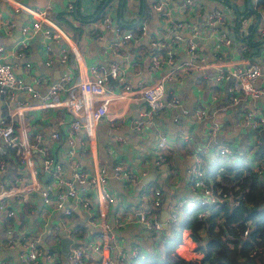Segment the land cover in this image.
<instances>
[{"label":"crops","instance_id":"0c3cea01","mask_svg":"<svg viewBox=\"0 0 264 264\" xmlns=\"http://www.w3.org/2000/svg\"><path fill=\"white\" fill-rule=\"evenodd\" d=\"M20 1L32 7L52 8L49 10L50 18L70 35L80 56V61L76 62L74 54L70 51L67 62L61 63L60 50L67 47L66 43L61 41L52 46V63L49 67L46 66L44 64L45 39L40 32L35 31L29 36V48L25 58L20 57L16 52L17 43L21 38L20 27L27 24L31 18L24 13L12 14L8 4L0 0V46L5 49L4 58L11 61L15 65L16 73L26 82H30L40 94H45L49 85L60 77L68 76L72 80L78 79L79 75L87 77L89 65H96L106 70L112 65H117L121 69V77L108 80L109 86L116 90H121L125 83L132 86L138 83L147 85L164 74L176 75V79L166 84L164 98L166 106L150 124L141 127L134 125L139 115L147 109L144 100H124L109 109L114 116H125L118 126L112 129L107 124L98 125L94 132L95 140L91 144L82 131L76 132L71 137L74 159L84 170H91L90 149L92 147L97 153L99 164L106 171L107 188L114 199V202L105 208L106 220L111 228L109 255L116 260L117 253L121 250L126 256L124 263L128 264L130 263L128 255L132 250L149 252L154 244L152 237L139 221L140 214L149 208L145 203L146 200L141 197V193L146 189H158L161 192V205L157 213L161 219L163 211L168 212L167 220L169 221L171 213H177L179 201L196 197L192 189L191 167L199 162L204 169L211 167L216 169L215 160L220 156L218 148L222 144L234 142L241 148L252 139V131L244 126L239 108L226 107V95L223 92L219 91V98L214 97L216 89L211 79L216 72L213 65L218 63L211 54L209 42H197L192 38L197 42L198 47L194 63L199 67L203 65L208 67L183 74L181 79H178L176 74L178 67L187 63L189 57L183 42L177 45L171 44L170 38L176 34L174 25L169 21L161 20L153 12L152 6L157 0H152L148 7L147 0ZM182 1H171L170 11L174 22L187 21L196 26L204 19L205 9L210 8V11L214 6L227 5L237 16L242 17L243 10L240 7L245 2H240L241 5L237 7L238 0H235V4L227 0H194L203 11L200 17L191 18L182 14L180 10ZM68 5L73 6L72 12H68ZM98 10L100 12H97ZM105 15H109L125 32L138 34L139 26L143 23L146 26V34L138 37V40H123L122 36L104 28L102 20ZM149 17L151 20L157 17L159 24L150 28L145 23V19ZM7 21L15 24L10 31L7 29ZM183 38H190V30L183 32ZM153 40L159 42L158 49L151 46ZM167 51L173 52L171 63L162 71L152 69L151 56L157 52L166 57ZM226 56L227 59L224 60L226 65L235 64L238 57L237 47L229 49ZM27 63L30 65L28 68L25 66ZM190 79L191 87L183 90L184 82ZM173 97L181 100L180 107L168 105V101ZM16 100L36 102L28 96L21 95L17 96ZM3 101L4 98L0 95V117L8 115ZM197 108L207 110L206 119L196 120L194 112ZM245 108L253 109L257 115H264V100L262 103H259V100L249 101ZM13 117L16 120L18 115ZM69 120L70 117L62 109L29 113L27 111L25 112L27 141L32 143L36 136H40L47 154L63 163L71 148L68 144L69 138L63 131ZM211 122L220 123L222 126L216 139V146L214 141L209 142L208 138ZM56 131L61 135L59 140L51 138V134ZM163 140H165L164 146L160 147ZM207 146L211 147L210 154H204L202 151ZM7 154L3 157L5 167L0 170V189L3 190L27 180V173H24V168L19 166L18 158L13 155L10 159L11 155ZM245 155L253 169L257 162L262 160H252L250 150ZM12 162H15V165L10 164ZM35 163L38 176L45 185L56 190V182L45 179L40 173V156L36 155ZM8 166L11 176L6 177L5 171ZM116 166H121L122 170L127 171L134 180L127 181L117 175ZM220 170L217 172L220 173ZM150 171L156 174L155 180L148 185L141 184L142 177ZM63 176L66 180L70 179V171L66 169ZM76 188H78L77 185ZM82 195L90 199L89 208L83 209L78 203L68 199L66 207L71 209L70 216H65L61 210L44 205L37 192L21 197H11L8 200V206L10 205L14 214L9 216L6 211H0V243L9 239L8 231L10 230L14 235H25L38 241L36 246L39 249V255L31 264H68V254L64 255L62 252L60 236V232L65 230L67 236L74 242L70 244L69 251L74 245H79L84 248L91 264H100L97 253L92 249L99 240V209L93 193L87 191ZM117 220L119 223H116ZM76 225L81 230L85 227L87 231L82 230L81 234H76L75 231L72 234ZM201 234L203 235L202 232ZM183 235L185 243L189 245L184 248L189 250L194 242L188 236V231L185 230ZM177 253H181V249H177ZM183 256L192 257L187 252ZM25 257L26 252L20 245L12 247L5 245L0 249V264H25Z\"/></svg>","mask_w":264,"mask_h":264},{"label":"built area","instance_id":"2783aa9c","mask_svg":"<svg viewBox=\"0 0 264 264\" xmlns=\"http://www.w3.org/2000/svg\"><path fill=\"white\" fill-rule=\"evenodd\" d=\"M11 9L12 14L18 15L24 13L31 20L27 24L20 27L21 38L17 43V54L25 58L28 52L29 36L33 32H40L45 39L44 52L46 60L44 64L50 66L52 63V46L64 41L67 47L60 50L59 61L66 63L68 54L71 51L74 54L75 61H80V56L72 43L70 35L65 32L56 22L49 16L50 7L38 8L32 7L20 0H3ZM172 0H157L153 6L155 12L161 20L169 21L174 25L176 34L170 38L172 45L181 42L186 47L189 61L178 67L176 74H187L189 72L205 69L208 66L201 67L194 63L198 54L197 42H209L211 54L216 59L218 65H213L216 70L212 75V83L215 87L214 97L219 98V91L226 95L227 108H239L243 124L252 132L251 143L253 146L260 143L261 132L264 131V115H257L253 109H246L245 105L249 101L264 100V8L257 9L258 0H250V7L257 11V15H249L246 18L239 19L235 12L224 5L223 7L214 6L209 12H205V17L199 25H191L187 21L176 23L171 13ZM217 1V0H216ZM220 1V0H218ZM235 4V0H227ZM246 2L240 7L244 10ZM259 8V7H257ZM68 12L73 11V6H67ZM182 14L186 17H200L203 11L202 7L194 0H183L180 5ZM106 29L112 30L115 34L122 36L123 40H138L146 34L145 24H140L138 34L125 32L118 23H115L109 15H105L102 20ZM255 26L254 32L251 33V26ZM15 26L13 22L7 21L8 31ZM190 30V38L184 39L183 32ZM234 34V39L231 38ZM249 36L254 43L245 44L241 38ZM139 37V38H138ZM197 40L193 41V39ZM153 48L160 47L157 40L151 42ZM237 47L238 57L236 63L228 66L224 63L227 59L228 50ZM5 49L0 46V95L4 98V104L7 108L8 115L0 117V170L5 167L3 160L7 148L15 149V156L18 158L19 166L24 168L27 173V180L21 184L8 189H0V211H6L9 216L14 214L13 210L8 206V200L13 196H24L31 192H37L44 205L61 210L65 216L71 215V209L66 207L68 199L78 203L83 209H88L90 199L83 196L87 191L93 193L98 206V221L100 227L99 240L92 248L98 255L100 264H125L126 258L123 251L117 253L116 260L109 255L110 248V225L106 220L105 208L114 202L113 196L107 188V175L105 169L99 164L97 153L91 147L90 155L92 158L91 170H84L74 159L72 135L82 131L90 144L95 140L94 132L100 124H107L110 128H115L124 120L125 116H114L109 109L113 105L120 104L124 100H144L147 109L142 112L135 120V127H141L150 124L159 112L166 106L165 93L166 84L176 78L175 74H164L151 84H140L135 86L125 83L121 90L113 89L109 86L108 80L118 79L121 77V69L117 65H112L109 69L99 68L96 65H89L87 68V77L79 75L78 79L72 80L71 77L63 76L49 85L45 94L36 91L30 82H26L24 78L15 71V65L4 58ZM166 57L160 53H154L151 56V68L156 71H162L168 66L173 59V52L167 51ZM204 60V59H202ZM27 68L30 65H25ZM263 80V81H262ZM28 96L36 102H22L16 100L17 96ZM168 105L172 107H180L181 100L173 97L168 101ZM12 109V110H11ZM50 109H62L70 117L66 127L63 129L65 135L69 138L68 144L71 146L68 151V157L65 162L61 163L53 156L47 154L42 138L36 136L34 142L27 141V129L25 125V112L30 111H46ZM186 113V111H184ZM18 115L14 120L13 116ZM197 121L207 118L208 112L204 108H197L194 112ZM222 126L220 123L211 122L209 126L208 138L209 142L214 141L220 134ZM51 138L59 140L61 135L59 132H53ZM165 140L160 143V147L164 146ZM239 144H222L218 148L220 156H227L234 159L238 152ZM210 146L202 149L204 154H210ZM36 155L41 158L40 173L45 179L56 182V190L45 185L44 181L38 176L36 169ZM159 165V161L156 162ZM70 171V179L66 180L63 176L65 170ZM121 166H116L117 175L124 180H134L127 171L122 170ZM257 176L264 181V159L257 162L254 168ZM192 179V189L196 193V197L184 199L178 202V207L197 208L207 205H218L227 201L231 206L239 205V198L232 197L220 188L213 189L212 178L206 177L199 162L190 169ZM76 185L78 188H76ZM144 200L150 201V207L140 214L139 221L147 233L153 231H161L163 229V221L159 218L157 209L161 205V192L158 189H146L141 193ZM206 213H202L199 217H205ZM178 217L176 212H172L169 221H175ZM167 220V222H169ZM119 223V220L116 221ZM184 232H182V243L178 245L181 253H177L184 260H195L199 257L198 252L186 250ZM247 230L243 232L242 239L246 238ZM189 234V232H188ZM190 237V234L188 235ZM9 239L4 243H0V249L3 246L12 247L20 245L26 257L25 264H31L37 259L39 249L35 239L26 237L25 235H14L8 231ZM191 239V238H190ZM192 241V240H191ZM193 242V241H192ZM195 245V244H194ZM196 246V245H195ZM177 247V249H178ZM176 249V252H177ZM192 255V257H184L183 255ZM255 252L251 253V256ZM183 254V255H181ZM84 248L74 245L67 256L68 264H91L90 259L86 257ZM130 263L136 264L138 257L137 250H132L129 255Z\"/></svg>","mask_w":264,"mask_h":264},{"label":"trees","instance_id":"16d2710c","mask_svg":"<svg viewBox=\"0 0 264 264\" xmlns=\"http://www.w3.org/2000/svg\"><path fill=\"white\" fill-rule=\"evenodd\" d=\"M262 8L264 0H258L256 10ZM256 10L246 4L241 16L257 15ZM254 30L255 26L252 25L251 33ZM240 40L245 44L254 43L249 36ZM248 150L252 160L264 159V131L261 132L259 144L253 146L250 139L238 148L234 159L218 156L215 160L217 168H205L204 172L206 177H213V189L220 188L232 197H238L239 205L231 206L225 201L218 205L192 208L183 216L178 215L175 221L168 222L167 228L148 233L154 244L149 252L138 251L136 264H264V181L259 179L247 162L245 154ZM6 153L12 159L15 149L7 148ZM10 164L15 165V162ZM219 170L223 180L231 182V186L227 187L214 179ZM5 176H11L9 166ZM145 203L150 207L149 200ZM202 213H206V216L199 217ZM82 230L87 231L85 227ZM82 230L76 225L72 234L75 231L81 234ZM184 230L189 232L196 245L195 251L199 257L195 260H184L176 252L182 243ZM246 230L247 236L242 239ZM252 252L255 253L251 256Z\"/></svg>","mask_w":264,"mask_h":264},{"label":"rangeland","instance_id":"374dc122","mask_svg":"<svg viewBox=\"0 0 264 264\" xmlns=\"http://www.w3.org/2000/svg\"><path fill=\"white\" fill-rule=\"evenodd\" d=\"M152 0H147V7L149 6V4H150V2H151ZM242 1H245V0H238L237 1V7H239L240 5H241V3L240 2H242ZM146 7V8H147ZM209 9L210 8H207V9H205V11H206V13L209 11ZM204 16H205V14H204ZM151 17H149V18H146L145 20V23H147V25L150 27V28H154L155 26H157L158 24H159V21H158V18L157 17H154L152 20L150 19ZM177 77H178V79H181V74H177ZM176 79V78H175ZM191 79L190 80H186L185 82H184V85H183V90H187V89H189L190 87H191ZM263 102V99H261V100H259V103H262ZM160 113V112H159ZM178 114H180V112H178ZM156 118V117H155ZM150 137L152 138V136L150 135ZM202 169H203V171L205 172V169L202 167ZM211 178H213V177H211ZM218 178V179H217ZM214 179H217L218 180V182H220L221 184H223V185H226L227 187H229V186H231V182H229L228 180H223V178H222V176L220 175V173H218V176H216ZM236 189H238V187H236ZM228 192H229V190H228ZM188 207L187 206H185V207H182V208H178L177 209V214L178 215H182L183 213H185V212H187L188 211ZM89 228V227H88ZM100 230V229H99ZM194 247H193V251H194V248H195V245H193ZM178 249H179V247H178Z\"/></svg>","mask_w":264,"mask_h":264},{"label":"water","instance_id":"95a60500","mask_svg":"<svg viewBox=\"0 0 264 264\" xmlns=\"http://www.w3.org/2000/svg\"><path fill=\"white\" fill-rule=\"evenodd\" d=\"M247 6L250 8V0H245ZM231 38L234 39V34H231ZM156 174L153 171H150L146 176L142 177L140 180L141 184L148 185L152 180H155ZM168 212L163 211V215L161 217V220L163 221V228H167L168 222ZM61 236V246H62V252L64 255H67L69 252V246L71 243H74L68 236L67 232L65 230H62L60 232Z\"/></svg>","mask_w":264,"mask_h":264},{"label":"bare ground","instance_id":"6f19581e","mask_svg":"<svg viewBox=\"0 0 264 264\" xmlns=\"http://www.w3.org/2000/svg\"><path fill=\"white\" fill-rule=\"evenodd\" d=\"M234 6V5H233ZM235 8V7H234ZM239 19L243 18V17H240V16H237Z\"/></svg>","mask_w":264,"mask_h":264}]
</instances>
